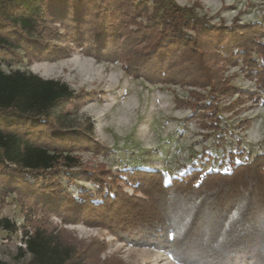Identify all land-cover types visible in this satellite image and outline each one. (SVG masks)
<instances>
[{
    "label": "trees",
    "instance_id": "trees-1",
    "mask_svg": "<svg viewBox=\"0 0 264 264\" xmlns=\"http://www.w3.org/2000/svg\"><path fill=\"white\" fill-rule=\"evenodd\" d=\"M37 1L42 9L38 21L21 15L26 0H0V62L17 60L19 52H23L21 58L56 60L76 48L96 60L121 61L128 75L144 77L150 84L209 87L208 96L197 95L189 118L201 119L211 131L220 130L216 97L230 88L223 89L221 78L203 69L205 62L220 58L226 65L237 66L240 61L241 70L257 86H264V25L259 23L212 24L173 0ZM149 2L148 23L135 24V30L125 33L135 23L129 24V17L134 20L137 13L148 14ZM206 50L216 56L207 60ZM200 98L204 104L198 103ZM74 100L78 95L64 82L19 70L6 73L0 67V191L13 188L65 223L81 220L106 227L131 244L166 251L181 264H264L263 156L234 163L228 172L209 171L201 176L193 168L168 184L160 171L125 170L120 179L143 199L128 196L119 187L105 190L103 174L86 171L85 176L104 195L97 204L88 190H80L81 200L76 201L60 182L61 177L69 182L71 174L60 168L76 167L77 160L69 152L89 145V138L79 130H62L52 117L55 108ZM220 136L225 138L222 130ZM185 195L193 200L184 199ZM172 201H187L189 210L171 205ZM2 223L9 227L7 220ZM199 229L210 235L201 249L210 247L205 251L211 255H193L189 260L185 255L191 250L172 245ZM24 236L26 264H87L103 249L96 241L85 246L78 242L85 247L79 249L67 234L63 238L38 225L24 231ZM220 254L233 260L221 261Z\"/></svg>",
    "mask_w": 264,
    "mask_h": 264
},
{
    "label": "rangeland",
    "instance_id": "rangeland-1",
    "mask_svg": "<svg viewBox=\"0 0 264 264\" xmlns=\"http://www.w3.org/2000/svg\"><path fill=\"white\" fill-rule=\"evenodd\" d=\"M173 2L181 8L192 10L196 16L212 24L225 27L234 24L264 25V0ZM148 7V14L137 13L134 20L129 17V24L132 21L135 23L128 24L125 33L130 29L135 30V24L148 23V17L152 14L151 2ZM41 14L42 9L37 0H26L21 12L23 17L38 21ZM56 26L59 27V24L56 23ZM59 31L62 32V28ZM206 52L207 60L216 56L210 50ZM19 55L23 56V52H19ZM20 56L9 63L2 60L1 69L6 73L19 70L43 79L59 80L78 95L77 101L62 104L52 111L55 124L62 130H79L89 138V145L69 152L77 160L76 167L60 168L62 172L71 174L72 182H67L69 179L64 177L60 178V182L74 195L76 201L81 200L78 194L80 190H88L97 204L104 195L88 180L84 174L86 171L103 174L105 190L113 192L119 187L128 196L143 199L144 196L136 193L125 179H120L124 177L122 173L125 170L160 171L165 184H168L173 178L181 177L193 168L203 176L209 171L228 172L234 163H246L257 156L264 157V86H257L256 80L241 70L240 61L237 66L234 63L226 65L220 58L205 62L207 65L203 69L207 67L209 74H217L222 80L223 89L227 86L230 88L225 95L216 97L218 108L221 109L220 130L211 131L203 126L201 119L189 118L197 95L208 96L209 87L150 84L144 77L128 75L121 61L96 60L76 48H72L66 57L56 60ZM254 57H257L256 54ZM250 93L259 99L251 97ZM200 99L198 103L204 104L205 100ZM221 130L225 134L223 139L219 137ZM198 181L199 178L195 183ZM189 196L185 195L184 199L192 201L193 198ZM28 200L13 188L6 192L0 191V262L26 264L29 255L24 252V231H31L38 225L47 227L57 236L67 234L75 239L79 249L92 241L102 244L103 249L99 253L95 252L97 256L92 260H86L87 264H181L166 251L143 244H131L106 227L86 225L81 220L65 223L55 213L45 212ZM186 202L172 201L171 205L175 203L179 208L184 206L189 210L190 203L187 208ZM2 220L9 222L8 228ZM189 233L184 234V239L178 238L172 246L191 250L185 255L189 260L193 255L210 256L205 251L210 247L201 249L210 241V235H206L204 230L203 235L201 229L196 234ZM218 258L227 263L233 260L222 255Z\"/></svg>",
    "mask_w": 264,
    "mask_h": 264
}]
</instances>
